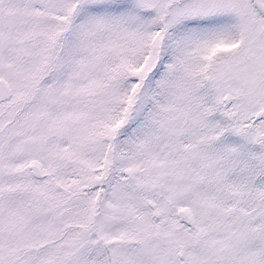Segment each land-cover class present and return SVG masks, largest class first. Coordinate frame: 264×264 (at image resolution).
<instances>
[{
  "label": "snow or ice",
  "instance_id": "snow-or-ice-1",
  "mask_svg": "<svg viewBox=\"0 0 264 264\" xmlns=\"http://www.w3.org/2000/svg\"><path fill=\"white\" fill-rule=\"evenodd\" d=\"M0 264H264V0H0Z\"/></svg>",
  "mask_w": 264,
  "mask_h": 264
}]
</instances>
